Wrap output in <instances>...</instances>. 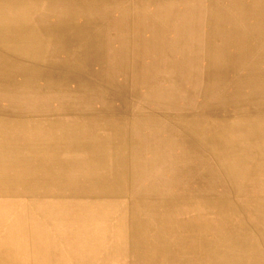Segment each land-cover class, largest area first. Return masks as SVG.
<instances>
[{
  "label": "rangeland",
  "instance_id": "374dc122",
  "mask_svg": "<svg viewBox=\"0 0 264 264\" xmlns=\"http://www.w3.org/2000/svg\"><path fill=\"white\" fill-rule=\"evenodd\" d=\"M133 1L0 0V264H264V0Z\"/></svg>",
  "mask_w": 264,
  "mask_h": 264
},
{
  "label": "bare ground",
  "instance_id": "6f19581e",
  "mask_svg": "<svg viewBox=\"0 0 264 264\" xmlns=\"http://www.w3.org/2000/svg\"><path fill=\"white\" fill-rule=\"evenodd\" d=\"M130 1V0H129ZM133 1V0H132ZM177 1V0H176ZM221 1V0H220ZM235 1V0H234ZM134 2V1H133ZM233 2V1H232ZM25 3V2H24ZM27 3V2H26ZM154 3V2H153ZM162 3V2H161ZM218 3V2H217ZM32 4H33V2H32ZM35 4H36V2H35ZM42 4H43V2H42ZM135 4V3H134ZM133 4V5H134ZM139 4H140V2H139ZM150 4H152V3H150ZM34 5V4H33ZM41 5V4H40ZM143 5V4H142ZM217 5V4H216ZM123 6V5H122ZM37 7V6H36ZM109 7V6H108ZM116 7H119V6H116ZM141 7V6H140ZM56 8V7H55ZM105 8V7H104ZM114 8V7H113ZM139 8V7H138ZM120 9H121V6H120ZM120 9H119V11H120ZM137 9V8H136ZM140 9V8H139ZM90 10V9H89ZM113 10V9H112ZM122 10V9H121ZM133 10V9H132ZM224 10H225V8H224ZM62 11V10H61ZM104 11V10H103ZM102 11V12H103ZM39 12V11H38ZM38 12H36V13H38ZM57 12V11H56ZM96 12V11H95ZM99 12V11H98ZM116 12V11H115ZM101 13V12H100ZM111 13V12H110ZM56 14V13H55ZM61 14V13H60ZM63 14V13H62ZM98 15V14H97ZM97 15H94V16H97ZM108 15H110L109 13H108ZM113 15V14H112ZM111 15V16H112ZM227 15V14H226ZM231 15H233V14H231ZM230 15V16H231ZM35 16H37V15H35ZM65 16V15H64ZM91 16L92 17H94L92 14H91ZM90 16V17H91ZM102 16H104V15H102ZM123 16V15H122ZM121 16V14H120V17H122ZM216 16V15H215ZM218 16V15H217ZM224 17V16H223ZM232 17V16H231ZM238 17V16H237ZM35 18V17H34ZM65 18V17H64ZM123 18V17H122ZM222 18V17H221ZM225 18V17H224ZM2 19V15L0 14V46H6V47H9V48H13L14 49V51H16V53H18V54H22L20 51H19V47L21 46V45H24V44H27L26 42L28 41V35L27 34H25L23 31H21V32H9V30L7 29V27L5 26V25H3L5 22L3 21V20H1ZM37 19H39V18H37ZM51 19V18H50ZM63 19V18H62ZM117 19V18H116ZM223 19V18H222ZM225 20V19H224ZM224 20H223V22H224ZM228 20H231V19H228ZM234 20V19H233ZM114 21V20H113ZM122 21H123V19H122ZM122 21H120V22H122ZM134 21V20H133ZM216 21V20H215ZM42 22V21H41ZM218 22V21H217ZM230 22V21H229ZM38 23V22H37ZM62 23V22H61ZM228 23V22H227ZM32 24V23H31ZM43 24V23H42ZM52 24V23H51ZM120 24V23H119ZM224 24V23H223ZM226 24V23H225ZM230 24V23H229ZM238 24V23H237ZM46 25V24H45ZM55 25V24H54ZM57 25V24H56ZM59 25V24H58ZM121 25H122V23H121ZM216 25V24H215ZM235 25V24H234ZM239 25H241V24H239ZM106 26V25H105ZM217 26V25H216ZM229 27H231V26H229ZM242 27H244V26H242ZM45 28L49 31H47L50 35H49V37L47 38V40L54 46V50H68V49H71V47H68V45H66V44H64V42L63 41H61V39H59L58 38V36L60 35L61 36V34L59 33V32H66L67 33V35H68V40L70 41L72 38L73 39H75L76 40V38H74L72 35H70V33L71 32H69V31H67L66 29H65V27L63 26V25H59V26H45ZM214 28H216L215 26H214ZM242 29V28H241ZM112 30V29H111ZM114 30V29H113ZM129 30V29H128ZM243 30V29H242ZM28 31V30H27ZM245 31V30H244ZM247 31V30H246ZM108 32V31H107ZM111 33L110 34H112V31H110ZM129 32V31H128ZM221 32V31H220ZM223 32V31H222ZM221 32V33H222ZM115 33V32H114ZM120 34V33H119ZM213 34H215V33H213ZM230 35H231V37H234L233 35L235 34V28L233 27V25H232V29H230V33H229ZM107 35V34H106ZM129 35V34H128ZM222 35H223V33H222ZM221 35V36H222ZM113 36H115V35H113ZM117 36V35H116ZM206 36V35H205ZM224 36V35H223ZM122 37H123V35H122ZM227 37H228V35H227ZM252 37V36H251ZM115 38V37H114ZM119 38V37H118ZM205 38V37H204ZM105 39H106V37H105ZM206 39V38H205ZM226 39H228V38H226ZM234 39H235V37H234ZM8 40H10V42L8 41ZM46 40V41H47ZM118 40H120V39H118ZM232 40V39H231ZM113 41V40H112ZM116 41H117V38H116ZM204 41V40H203ZM228 41V40H227ZM233 41V40H232ZM77 42V41H76ZM76 42H75V44H76ZM110 42V41H109ZM114 42V41H113ZM119 42V41H118ZM117 42V43H118ZM225 42V41H224ZM228 43V42H227ZM110 44V43H109ZM31 45V44H30ZM88 44H85V46H87ZM107 45V44H106ZM115 45V44H114ZM131 45V44H130ZM75 46V45H74ZM110 46V45H109ZM111 46H112V44H111ZM123 46V45H122ZM227 46V45H226ZM113 48V47H112ZM123 48V47H122ZM228 48V47H227ZM109 49V48H108ZM107 49V50H108ZM124 49V48H123ZM130 49V48H129ZM128 49V50H129ZM22 50V49H21ZM110 50H111V47H110ZM114 50V49H113ZM112 50V51H113ZM119 49H117V50H115V51H117L118 53H119V51H118ZM114 51V52H115ZM125 51V50H124ZM232 51V50H231ZM24 52H25V50H24ZM130 53V52H129ZM234 53V52H233ZM235 54V53H234ZM45 55V54H44ZM107 55H109V54H107ZM114 55V54H113ZM116 55V54H115ZM114 55V56H115ZM168 55V54H167ZM226 55H227V53H226ZM110 56H112L111 55V53H110ZM120 56V54L118 55V57ZM127 57V56H126ZM126 57H125V59H126ZM260 57L261 58H264V50H263V52H261V54H260ZM112 58V57H111ZM217 58V57H216ZM114 59V58H113ZM214 59V58H213ZM212 59V60H213ZM115 60V59H114ZM121 60H122V58H121ZM238 61V60H237ZM246 61H247V59H246ZM251 61V60H250ZM119 62V61H118ZM121 62V61H120ZM0 63H1V69H0V80L2 81V84L3 85H6V88H9L10 87V84L12 83V84H15L14 86H19L17 83H16V81H15V74H14V72L12 71V70H10V65L3 59V58H1L0 59ZM113 63H115V62H113ZM126 64H127V61L125 62ZM117 64V63H116ZM126 64H124V65H126ZM215 64H216V62H215ZM225 64H227V63H225ZM248 64V63H247ZM252 64V63H251ZM250 65V64H249ZM112 66V65H111ZM122 66V65H121ZM128 66V65H127ZM225 66V65H224ZM15 66H13V68H14ZM213 67V66H212ZM249 67V66H248ZM248 67H246V68H248ZM16 68V67H15ZM244 68V67H243ZM251 68V67H250ZM128 69V68H127ZM226 70V69H225ZM240 70H242V68L240 69ZM215 71V70H214ZM238 71V70H237ZM206 72H207V70H206ZM236 72V71H235ZM249 72V71H248ZM247 71H246V73H248ZM117 73V72H116ZM242 73H243V71H242ZM241 72H240V74H242ZM127 74H128V72H127ZM244 74V73H243ZM243 74H242V76H243ZM233 75V74H232ZM245 75H248V74H245ZM218 76V75H217ZM232 77H234V76H232ZM238 77H241L240 75L238 76ZM248 77H250L249 75H248ZM214 78V77H213ZM246 79H247V77H246ZM229 81V80H228ZM232 81V80H231ZM234 81V80H233ZM235 81H237V80H235ZM243 82H244V80H242ZM203 82V81H202ZM151 83V82H150ZM235 83V82H234ZM154 85H155V83H153ZM205 84V83H204ZM211 84H213V83H211ZM216 84V83H215ZM227 84V83H226ZM151 85V84H150ZM218 85V84H217ZM229 85V84H228ZM242 85H244V84H241V90H242ZM212 87V86H211ZM215 87V86H214ZM217 87H219V86H217ZM228 87V86H227ZM235 87V86H234ZM263 87H264V85H263ZM202 88V87H201ZM216 88V87H215ZM143 89V88H142ZM213 89V88H212ZM217 89V88H216ZM219 89H221V88H219ZM144 90V89H143ZM222 90V89H221ZM209 91H210V89H209ZM214 91V90H213ZM225 91V90H224ZM245 91V90H244ZM210 92H212V91H210ZM259 92H261V91H259ZM251 93V92H250ZM253 94H258V93H253ZM88 95V94H87ZM245 95H247V94H245ZM249 95V94H248ZM252 95V94H251ZM228 96V95H227ZM255 96V95H254ZM221 97V96H220ZM234 97V96H233ZM142 114V113H141ZM89 116V115H88ZM163 116V115H162ZM140 117H142V116H140ZM152 117V116H151ZM157 118V117H156ZM144 120V119H143ZM159 120V119H158ZM133 121V120H132ZM133 124H134V122H133ZM164 125V124H163ZM131 126V125H130ZM133 126V125H132ZM131 126V127H132ZM167 126V125H166ZM128 127V126H127ZM177 129V128H176ZM131 130V129H130ZM133 130V129H132ZM144 132V131H143ZM2 133L4 134V130H2ZM132 133V132H131ZM179 134H181V133H179ZM183 139V138H182ZM6 140H7V145H8V147H10V148H16V149H19V148H17V147H15V146H20V144L19 143H17V140H12L8 135H6ZM263 141V140H262ZM19 142V141H18ZM242 142V141H241ZM242 144V143H241ZM259 144V143H258ZM257 144V145H258ZM160 145V144H159ZM158 145V146H159ZM162 145V144H161ZM164 145V144H163ZM246 145V144H245ZM165 146V145H164ZM241 146V145H240ZM251 146V145H250ZM259 146V145H258ZM174 147V146H173ZM254 147H257L256 145L254 146ZM231 148H232V146H231ZM259 148V147H258ZM172 149V148H171ZM176 149V148H175ZM244 149V148H243ZM263 149V148H262ZM153 150V149H152ZM151 150V151H152ZM173 150V149H172ZM178 150V149H177ZM201 150H202V148H201ZM241 150V149H240ZM239 150V151H240ZM176 152V151H175ZM261 152V151H260ZM264 152V151H263ZM172 153H174V152H172ZM235 153H238V152H235ZM244 153V152H243ZM158 154V153H157ZM175 154V153H174ZM205 154V153H204ZM234 154V153H233ZM262 154V153H261ZM151 155V154H150ZM230 155V154H229ZM243 155V154H242ZM239 156V155H238ZM149 157V156H148ZM158 157V155H156V152H154L153 153V155L151 156V160L149 161V162H151V163H153V162H156L157 160H160V159H158L157 158ZM173 157V156H172ZM160 158V157H159ZM173 158H175V157H173ZM206 158H207V156H206ZM120 159V158H119ZM223 159V158H222ZM234 159V158H233ZM240 159H241V155H240ZM174 160V159H173ZM237 160H238V158H237ZM244 160V159H243ZM246 160V159H245ZM179 161V160H178ZM221 161V160H220ZM226 161V160H225ZM235 161V160H234ZM248 161V160H247ZM223 162V161H222ZM224 163V162H223ZM183 164V163H182ZM175 165V164H174ZM173 165V166H174ZM177 165V164H176ZM206 165V164H205ZM215 166V165H214ZM152 167V166H151ZM158 167V166H157ZM211 167V166H210ZM148 168V167H147ZM154 168V167H153ZM215 169V168H214ZM219 169V168H218ZM218 169H217V171H218ZM153 170V169H152ZM155 170V169H154ZM157 170V169H156ZM162 170V169H161ZM164 170V169H163ZM174 170V169H173ZM220 171V170H219ZM165 172V171H164ZM220 174H221V172H219ZM27 173H23V174H21L22 176H24V175H26ZM29 174H31V172H29ZM120 174V173H119ZM174 174V173H173ZM169 176V175H168ZM161 177V176H160ZM164 177V176H163ZM182 177V176H181ZM261 177V176H260ZM165 178V177H164ZM218 178V177H217ZM262 178V177H261ZM227 180V179H226ZM214 181H215V179H214ZM260 182V181H259ZM223 183V182H222ZM230 184V183H229ZM227 186V185H226ZM256 189V188H255ZM258 190V189H257ZM230 191V190H229ZM223 192H225V190L223 191ZM256 193V192H255ZM86 196V195H85ZM238 197V196H237ZM256 211V210H255ZM258 213V212H257ZM261 214V213H260ZM231 216V215H230ZM229 219V218H228ZM234 220V219H233ZM260 220V219H259ZM5 222L6 221H4V220H0V227H3V226H8V224H6L5 225ZM233 223V222H232ZM255 234V233H254ZM256 235V234H255ZM74 239H76L75 240V243H79V242H81V235L79 234L78 236H76V237H74ZM259 241V240H258ZM75 243H73L72 242V244H70V245H66L65 246V249L66 250H68V249H70Z\"/></svg>",
  "mask_w": 264,
  "mask_h": 264
}]
</instances>
